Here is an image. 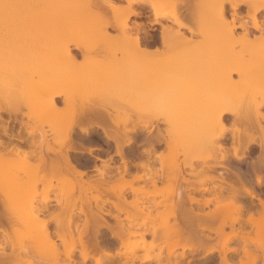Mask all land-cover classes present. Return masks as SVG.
I'll return each instance as SVG.
<instances>
[{"label":"bare ground","instance_id":"6f19581e","mask_svg":"<svg viewBox=\"0 0 264 264\" xmlns=\"http://www.w3.org/2000/svg\"><path fill=\"white\" fill-rule=\"evenodd\" d=\"M32 1L34 3L33 5H35V4L39 5L40 3L45 1L44 3H42V6H45L48 9V12H50V11L54 12V9L56 11V9L58 8L57 7L58 5L65 6L66 3L69 2V0L68 1L66 0V2H64L63 0H44V1L41 0L42 2H40V1L38 2L36 0H32ZM61 1L64 4L61 3ZM126 1L128 2V4L117 3L114 0H80V1H78V4H76L77 3L76 1H74L73 3H68V4H71V6L75 5V4L76 5L80 4V5L84 6L85 8L81 6L82 9L84 8L82 11H81V9H79L81 12L77 9L76 10H77V12H80V15L82 14L81 17L85 16V17L89 18L92 25L87 20L89 22V24L87 23L86 26H81L82 28L80 27L79 30L81 33L78 32L79 38L80 37L82 38V40H81V38H80V40H78L80 42H76L77 40L75 39L76 38L75 36H77V35L74 36L75 38L73 36L71 38L65 37L61 41H59L58 48H59V56H60L61 61H63V60L66 61L68 59H70V60L73 59L75 61V59H76L75 54L76 53L74 52V50H78L81 52V55L83 54L84 56H87L86 59L89 58L86 62L83 61L84 65L83 64L81 65V63L78 62V68L76 69V73L75 72L72 73V74H78V77H77V75L74 76V80L76 81L75 85L78 83L77 81H79V84H83V85L88 86V87L89 86L102 87V90L106 89L105 86L107 87V90H108V87H114L115 88V89L113 88L114 90L112 88H110V89H112L113 92H116L114 96L120 95V96H118V99H120V101L122 99L120 97H124V93L126 90H127L126 95H128L129 92L132 93L134 91V93L132 95L133 97H130L131 99L129 98L130 100L128 98L122 99L123 102L126 99L127 104H128V100L130 102H132V103L129 102V104H128L129 106L127 105L129 108L122 109L120 106L117 105V103L114 104L113 108L115 107L114 109L117 110V112H116L117 114H116V116H114L115 115L114 114L113 117L109 115L108 117L109 118L112 117V120L109 119V121L110 120L111 121L108 122L105 119V116L102 114L104 112L106 113V111H107L106 107L104 106L105 105V103H104L103 106L99 105V107L101 108L100 110H92V111H95V113L96 112L99 113L98 114L99 118H101L100 121L99 120L96 121V120H92V119L91 120L88 119L89 121L87 120L86 123L80 119L75 121L73 118H76V117L80 118L83 115H85L84 117L87 119L88 117L91 116L90 112H91L92 107H89L90 108V110H89V108L85 106L84 102L85 101L87 102V100L83 99V97H84L83 95H82L83 103H82L81 107L78 110H76L75 106L72 105V103H71V99L73 97V96H71V94L74 92L71 89L70 90H63L61 88L55 89L56 87H44L42 89L32 90L31 89L32 86H31V88H30V86L29 87L26 86V84H30V83L29 82L27 83L28 78H26V75L24 73L19 74L18 72H15V73H11L9 75L2 76V77H0V168H5L4 166H6V168H7L8 165H10V166L13 165L12 168L19 167V165H22V167H25L23 165H26V164L34 165L35 168H38V171L34 173V174H36V176L33 175L32 180L26 179L28 181L30 180L31 182L34 180V182H32L33 184L34 183L38 184V182H42L45 179L52 180L51 176L54 175L56 172H59L61 170H64V172H70L76 178H78V181H77V183H78L77 187L78 188L77 189H78L79 194H80L79 195L80 197L78 199H80V201H81L83 198L82 197L83 194H86L87 192H91L92 190L98 191L100 188L98 185H96L94 183L92 184L91 181H85L83 179V176L86 174V171H83L82 169H80L78 167V165H76V163L78 161L75 163L73 158H72V152L87 151L89 154L92 155L94 153V150L96 149L94 146H91V145L86 147L84 145V143H82L80 140L77 141L75 139V137H73V132H74V130H76L75 128L79 129L82 133H86V134L88 132H90L92 128L100 129L103 132L105 138L114 142L115 147H116V152H117L116 154L121 157V159L124 163L123 170H120V167H118L117 172L114 173L109 168H105V167L97 168L96 166L95 167L99 171L98 176L103 179V182H106V183H108L109 181L114 182L112 180V179H114V180H119L117 182H119L120 185H121L120 182L124 183V182L128 181V183L132 185V183H135L136 181L145 180V179H148L151 182L156 183L157 182L156 178H158L159 175H152L153 173L152 174L150 173L152 168L149 167V163H150L149 157L152 155H155V160L160 161L164 158V156H162L160 154H156L157 149L160 146H162L164 144V145H166V147L171 148V146L173 144L172 147H175L174 146L175 143L171 142L172 139H171V141L169 138H168L169 140H167V138L163 137L164 135H161L162 133L159 132L158 133L159 136H156V137L151 136L150 135L151 133H149L150 136H148L147 139L143 140V141H146L145 143L147 144V148H145L144 151H145V153L148 154L149 157L147 159H145L143 162H141L142 159H140L141 163H139L141 165V167H143V172L142 173L137 172L133 176V178L128 180L126 178V175L129 174V171H130L129 170L130 167L128 166V163H129L130 159L133 157L130 156L131 157L130 158L128 156L129 154L125 153V147H127V146L130 147L131 145L133 146V143L135 144V142L137 141V140L134 141L135 138L133 139L129 136L128 137L122 136V134H124V135H125V133L128 134V132L124 131V129H123V131H120V128H121L120 125L122 122L123 123L125 122L124 125H127L126 123L131 122L130 119H131L132 113L130 111L128 112L127 111L128 109H132L133 113L135 112L136 115L138 114L140 118H144L143 116H151V117H156V118L163 116L164 118H167L165 120L167 122H170V123L174 122V124H178L179 122H181V123L184 122V123L189 124L188 119H191V118L193 119L195 116L198 117V115H195V113H192L196 110V108L200 107V108L206 109V108L212 107L211 112H209L206 115H203V118H204L203 123L220 125V126L224 127L223 130H221L219 133L215 134L213 137L214 141H219V140L225 138V135L227 132V128H225L226 124H225L223 118L226 115H233L235 113H236V115L239 114L235 110V105H233L234 107L228 108L227 104H230L231 102H234V104L236 102L246 103V101H247L248 104H245L246 105L245 106L246 107L245 113L243 115H238L240 117L238 118V116H237L238 119L233 121V124H232V125H234L233 131L235 130L236 131L235 133L240 135L242 132H244L247 129H251V130L256 129L257 130V128H259L262 131L264 130L263 129L264 126L262 125L263 126V128H262L260 121H259V118L261 117V115H260L261 111L260 110H262L261 108L264 107V20L263 21L260 20V17H259L262 12L264 13V0H200L199 1L201 4L200 9H198L196 11L197 13L194 12L195 14H191V15H195L196 16L195 18L197 21L200 20L203 22V24L205 23V25H202V27H198L197 31L199 33H201L203 36L209 37V39H210L209 41L200 42V43H191L190 41L188 42V39H187L186 35L184 34V32L179 33L180 31H178L179 28H186L190 32L195 31V29H193L192 26H188L189 24L186 23L185 19H183L182 15L179 14V12H177V10L174 7L176 3H178V2L180 3L182 0H180V1H178V0H126ZM30 2L31 1L29 0V4L31 5L32 2L31 3ZM183 2H181V3L185 4V2H187V1L183 0ZM196 2H197V0L195 1V3ZM132 3H139V4L149 6L152 9V13L154 16L153 20L151 19V21H150L151 23L150 22L149 23L150 24H156V23L159 24L160 23L161 28H162V30H161L162 37L165 39L167 37H169V39L172 37L171 38L172 42L165 40L167 42V46H168L167 48L169 49L168 52L170 54L172 53V55H170L168 53V55H170L169 59L167 58L164 60H160V59H154V57H152V59H148L147 61H145L142 64L135 63L138 60V58H136L137 54H140V56H149V55L151 56V54L153 52L151 51V49H149V46L146 47V46L141 45V43H140V34L143 30L145 31V29L141 28L140 25H136L135 27L130 25V22H129L130 17L136 16V15H141V12L139 10H137L136 8L131 6ZM227 3L230 4V8L233 9V11H234L233 17H232L233 22L231 21L233 25L232 26L222 25V26H225V28L224 27L222 28L220 26V24L218 25L216 23L215 25L212 26L211 25L212 23L226 22L227 21V19H228L227 18L228 17L227 12H226ZM26 4H27L26 0H0V16H2V15H3V17L7 16L8 18H11L12 21H16L19 24L25 25V23H26ZM44 4H46V5H44ZM61 4H63V5H61ZM191 5H192V3H191ZM242 5H246L248 7L249 12H247V13L250 15L249 18H251V21H252L251 22L252 28H255L261 32V36H258V37L256 36L257 38H255L253 40L249 39V37H248L249 33L251 32L248 28V25L244 24V22L242 21V13L240 12V8ZM55 6H56V8H55ZM194 6H195V4H194ZM100 7H103V8L105 7L106 10H105V8L101 9ZM188 7H189V5H188ZM95 8H97V9H95ZM76 10H75V12H76ZM107 10L110 11V15H112V16L108 15ZM77 14L75 15L76 17H77ZM78 17H79V15H78ZM192 17L194 19V16H192ZM162 18L170 19L173 22V24L176 25L177 28L174 25H171L169 23H162L161 21H159V19H162ZM1 21L2 20L0 19V22ZM110 28L115 29L116 33L115 34L111 33ZM237 28H242L244 30V32L241 36L235 37L234 32H235V29H237ZM176 29H177V31H176ZM173 37H177V38H173ZM91 38H92V40H89ZM213 38H216L217 42H214ZM223 38H228L227 40L233 39L234 41L230 40L229 42L227 41V43H224L226 39L223 41ZM124 39H127V41H125ZM236 39L237 40L240 39L243 42L245 41L243 44L248 43L245 45L246 46L245 48L248 49L250 47L249 48L250 52H249V50H246V51L241 50V53H240V50L236 51V49H234V47H233L234 46L233 44L236 43ZM165 41H164V43H165ZM211 42L214 45L216 44V48H215L216 50L213 51L210 49L212 52L209 50V46H211ZM6 48L14 49L15 43L10 42V43L0 44V51L3 49H6ZM187 49L192 50V52H189V56H188L187 52L186 53L184 52V54H185L184 56H183V53L179 54L182 58H185V59H181L182 61L179 59L180 56L178 54L175 55L176 53L173 52V51H177V50H178V52L179 51L181 52V51L187 50ZM118 52L122 53V57L119 58L117 56L118 58L114 59V57H116ZM245 52H246V54H250V56L248 58L245 57L246 55H242L243 53L245 54ZM173 53H174V55H173ZM98 54L103 55L105 58H102V59L95 58V59L90 60V58L93 55H98ZM138 57H139V55H138ZM177 57H179V58H177ZM211 58H213L212 59V61H214L213 64H211V60H210ZM76 66H77V61H76ZM182 66H183V68H182ZM78 69L81 71L80 73L78 72ZM141 69L148 70V74L143 75L144 73H141ZM184 69H186V70H184ZM216 69H218L217 72H215ZM234 72H237L239 79H237V80L234 79V77H233ZM179 74H180V77L178 76ZM65 76L70 77L69 74L63 75L64 78H65ZM60 77H61V79L63 78L62 76H60ZM76 77L78 78V80L75 79ZM67 79L66 80L63 79L64 81H67V83L64 82L63 80H61L63 85H64V83H66V85L67 84L69 85ZM42 82L44 83L43 78H42ZM72 85L73 84L70 83V86H72ZM240 85L249 86L251 88L248 99L240 96L241 92H243V90H240V88H239ZM79 86H81V85H79ZM103 87H104V89H103ZM29 88L31 89V91ZM121 88H123L124 90H122ZM125 88H127V89H125ZM128 88L130 89V91L128 90ZM26 89H28L30 92L28 93ZM86 90H87V88H86ZM97 90H95L96 93H97ZM120 90H121V92H119ZM140 90L141 91L144 90V92H146V93L148 91H150L147 94L144 93L146 95H144L142 97L144 99L143 101L137 100L138 99L137 95H134V94H137V92H139ZM236 90H237V92H236ZM90 92H92V91H90ZM103 92L104 91H101L102 95H104ZM151 92H152V94H149ZM120 93L122 94V96ZM232 93H234V95H231ZM28 94H30V95H28ZM106 94H108V91H106ZM130 94H129V96H130ZM62 95L66 97V100L68 102L67 105L69 107L65 106V109L63 108V109L58 110V111L56 110L57 112H55V113L52 112L53 114H47V115L44 114L45 116L43 118H41L39 116L42 119V121H38V120L37 121L40 122L41 125L42 124H50L53 127H55V125H59V123L61 121H63V119H65V118L66 119L72 118L71 121L72 122L74 121V122L71 123L70 125L65 123L67 126L66 125L64 126L63 122H62L63 126H58L59 128L56 126L57 127L56 128L57 134L56 133L55 134H56V137L58 139L56 140V138H55L53 140V141H55L54 144L52 143L53 145H51L49 143L50 141L48 142V140H47L45 143L47 144V142H48L49 144H47L46 148L44 147L45 150H43L42 147L45 146V144L43 145L40 143V145H42V146H40L38 144L39 142L37 143V141L35 139L36 130L34 131V130L30 129L29 122H26V120L24 119L26 117V115L29 117L35 116V114L33 115L32 113L25 111V109L27 108L26 106L29 105L27 102L28 101H29V103L32 102V103H30L31 106H28V107H30V109H29L30 111H34L33 110L34 106L39 107L41 105L45 106V107H43L44 110L49 111L50 108L56 107V101H55L56 97H60ZM96 95L98 96L99 92ZM186 96L188 98L192 99L193 106H195L192 108L193 110H191L189 113H186L183 115L179 114L177 116H174L172 114H165L164 110H162V108H163L162 104L167 105L165 103L170 102L169 104L172 105L173 103L175 104V102L178 103L180 101H183L184 97H186ZM134 97H136L137 99L136 98L134 99ZM99 98H100V96H99ZM116 98H115V100H116ZM132 99H134L135 102L137 100L140 103L139 102L134 103ZM145 99L149 100V102L148 103L145 102ZM88 100H89V98H88ZM34 101H35V103H34ZM120 101L118 103H120ZM126 101H125V104H126ZM152 101H153V103H151ZM88 102H90V101H88ZM32 104H33V106H32ZM120 104L122 105V103H120ZM251 104H252V106H251ZM89 106H90V104H89ZM92 106H93V102H92ZM240 106H242V105H240ZM99 107H98V109H99ZM124 107H126V106H124ZM109 112H111V111H109ZM5 114H8L9 117L6 118ZM86 114H89V115L87 116ZM136 115H135V117H137ZM36 116H37V114H36ZM119 118H124V119L121 122L120 121L121 119H119ZM168 119H170V120L168 121ZM185 119H187V120H185ZM11 122H14V123L16 122L19 124V126L18 127H16V125L10 126ZM139 123H143L144 126L148 124L147 121H142ZM26 124L28 127L27 130L29 132V136L27 138L28 141H26ZM149 124H150V122H149ZM195 124L196 123H193L192 121H190V126L185 132V134L188 133L191 135V136L186 135V137L188 136L189 139L191 137L190 140L187 138V140L190 143L194 142L196 140L199 141L200 138H201V140L208 138V135H206V134H208L207 129H204L205 131L204 130L200 131V132L197 131V134L199 133L198 134L199 137L196 136L197 134H195V133L197 130V126ZM238 125L240 128H243V129L241 130L238 127ZM240 125H242L243 127H241ZM126 128H128L131 131L132 130L133 131L138 130V127L135 125L133 127L131 126V129L129 127H126ZM239 132H240V134H239ZM235 133H233V139H234L233 142H234V149H235L234 155H235L237 160L243 159L244 154L246 153L247 150H249V148L252 144L258 145L261 148V150L264 151V136H263L262 132H261V135L263 137L261 138L260 141H258L255 138L243 140L242 139V138H244L243 134H242L243 137H241V135L237 136V134H235ZM2 135L3 136H15L17 140L11 139V143L9 142L8 144H6V142L3 140ZM45 135H47V134H45ZM203 136H204V138H203ZM205 136L207 138H205ZM11 138H14V137H11ZM44 139H46V136ZM43 141L44 140L42 139V143H43ZM27 144H29L30 146H33V147L35 146V147L31 151L26 150ZM67 144H69V146H67ZM27 147L29 148V146H27ZM2 148H3V150H2ZM218 148L220 149V151L221 150L223 151L221 153V155H222L221 159L227 160V158H229L228 157L229 153H228V151H226V146L223 145V143H219ZM239 149L240 150L242 149V151H241V152H243L242 154H239L240 153ZM159 153L162 154L161 151ZM262 153H264V152H261V155H262ZM134 154H136V153H134ZM12 155H15V156H12ZM34 156L37 157V160H38L36 163L32 162V157H34ZM210 157L211 156H209V155H207V156H195L193 158H190L187 163H188V166H190V168L192 170H195V166H196L195 161H203V162L207 163L208 159H210ZM109 158L113 159L112 157H109ZM259 162H258V165L254 164V163H253L254 165L252 164V167H253L254 171H256V172L258 169H261L264 167V166L262 167V165H264V164L261 165V163H260V165H261L260 166ZM79 165H81V163ZM166 166H167V164L165 163L163 167H166ZM221 166H224V165L222 164V165H220V167ZM213 167H214V165L206 164L204 167V170H205V172L208 173V170H210V169L213 170ZM20 169H21V167H20ZM161 169H162V167H161ZM168 169H169V166H168ZM168 169H167V172H168ZM156 170L159 171L160 169L156 168ZM39 171L41 172V174L38 176L37 174H39ZM165 171H166L165 169L162 171L163 172L162 177H163V175H165V176L167 175L166 173H164ZM238 171H240V170H238ZM171 172L172 171L170 169V173ZM175 172H176V174H179V175L182 174L181 168H178ZM8 173H9V178L10 177L13 178V176H11L10 172H8ZM8 173L4 172V169H1V173H0L1 179H2V177H4V174H5V176L7 175L6 177L8 178ZM207 173H206L204 180H202V182H200L199 185L196 186V185L192 184V185H190L191 188H195V190L200 192L201 195H204V193L207 192V190H208V188L206 186H204V183L207 182L208 180L219 179L220 182L228 183V186H229V187L227 186L228 190L229 191L231 190L233 193V198L231 197V201L229 203H231V205H233L234 208H236L235 210H237L240 214L238 217L236 216L235 218H233L234 219V220H232L233 225L235 222L239 221V218L243 217L242 212H243L244 208H246V207H244L245 206L244 204H243L244 205L243 206L242 204L237 202L238 198H239L238 196L242 195L243 194L242 190H244L249 195H251L253 198H256V200H258L259 204L262 206V211H260L261 213L257 212V213L261 214V215L258 214V216H257V217H259V219L253 214V212H251L249 218H247V220L245 219L246 223L250 222L249 224L250 225L253 224L256 227V229L259 227V229H257V230L262 229L261 228L262 224H260L262 221L258 222V223H257V221L262 220L261 219L262 217L264 218V199L260 197L261 195L258 196L251 189L253 187H248L251 184L248 185V183L245 184L242 180L240 181L239 178L242 175L240 176V174L236 170H234L228 166H227V171L224 173L221 172L222 174H220L218 176H215V175H212L209 173L207 174ZM257 173H255L256 177H257V181L259 183H261L262 177L259 176V174H257ZM14 174H16V173H14ZM61 174H63V172H61ZM189 174L194 175V172L192 171ZM160 176H161V174H160ZM233 176H236V178L240 176L237 179L238 184L240 186L235 184L237 182V180L235 178H233L234 180H232ZM14 177H15V175H14ZM31 177H32V175H31ZM34 177H36L38 179H36ZM7 178H4V179H7ZM15 179H17V178H15ZM241 179H243V178H241ZM17 180H19V179H17ZM235 180H236V182H235ZM6 182H8V180H6ZM129 184H127V185H129ZM0 185H1V181H0ZM116 185H118V184H116ZM116 185H111V186L108 185L106 187V190H107V193L109 196L106 198V201L109 202L111 205V207H110V209H108V211L104 212L103 206L98 204L99 200L101 199V197L98 194L93 195V200H95L96 204H97V205H95L96 209L91 208L92 205H90V208L88 210L89 212L84 210L83 206H81L79 208V210H78L79 212L89 216V218H87L84 222V227H86V228H89V226L92 227V236H90V240H88L89 242L84 241V239H83L84 233L79 232L78 245L76 246L75 244L72 243L73 244L72 249L71 250L68 249V252H66L67 254L65 253L68 258L71 259L72 258L71 254L73 253V250L76 249L77 247H80L81 248L80 257L82 258V262L85 263L88 259L92 258L95 260L96 264H101L102 255L97 256L94 253H92L91 247H92V245H94V246L98 245V237H99L98 235H99L102 228H107L111 232L112 236L118 238L120 240L122 246L123 247L125 246V245H123V244H125V242L122 240V237H123V239L125 238V233H121L122 231H119V230L122 229L124 231L126 223H124L125 219L121 218L120 214L122 212L128 213L129 211L127 210V208L130 209L132 204L133 205L136 204L135 202L137 200L135 198L134 200L128 201V199H127L128 194L126 192L127 190L124 189L125 185L123 184V186H124L123 188H121V187L119 188ZM50 186H52V185H50ZM215 187L212 189L214 192L212 190H210V188H209V190L211 191L212 197H207V198L201 199V198H198L196 196H191V198H190L191 204L196 202V203L201 205L198 208L199 210H200V207L202 208L203 206L204 207L209 206L211 203L214 202V199L217 200L218 205L212 211L201 212L202 210L204 211V209H202L199 212V210L198 211L195 210L196 209L195 207L183 206V204H180V207H179L180 216L175 217L176 220H175L174 226L178 232L187 229V232L189 231L188 232L189 234H188V236L187 235L186 236H187V238L189 237L191 239L190 241L192 242V244H194V245H192V244L184 245L182 247L183 251H185L186 249L192 250V248H194V246L196 247L197 245H199V247H202L203 243H205L206 241H208L212 238L211 235H207V234L204 235L203 233H199V236H197L198 241L196 239H194L198 242V244H197L196 242L192 241L191 236L194 235V232H193L194 227H192L193 226L192 221L198 222L197 228L200 232H203L207 228L210 227V225H208L209 224L208 222L215 220L218 213H220L219 207L221 205L226 204V203L222 202L223 200L221 198V196L224 195V193H223L224 191H221V190L216 191ZM227 187H223V188H227ZM1 188L3 190L4 186H1ZM1 188H0V203H1V206L3 205L2 206L3 211L6 214L12 213V215H13V214H15L14 212H16V211L11 212L12 207L10 206V204L11 203L13 204L14 202H12V201H14V200H12V201L7 200V202H8L7 204H6V202L3 203V201L6 200V199H4L5 196H3V193L6 192V189L4 188V191L2 193ZM136 188L138 189V187H135V189H134V186L132 185L130 188V192L133 191L135 193V191H136V193H137V191L140 190V188L138 190ZM48 190H50V189L48 188ZM48 190L46 189V192ZM209 190H208V192H209ZM223 190H226V189H223ZM228 190H226V191H228ZM8 194L9 193L6 194V197L10 198L11 194L9 196H7ZM45 194H47V193H45ZM248 194H246V195H248ZM43 198H44L43 201L45 203H48L51 199H53L47 195L44 196ZM220 198H221V200H220ZM1 199H2V202H1ZM55 200H57V199L55 198ZM57 201L59 203L61 202V200H57ZM201 201H203V202H201ZM9 202H11V203H9ZM31 205L32 206L30 208L27 207V212H29L28 209L31 210L32 214L30 212L28 214H30L32 216H33V212H34V216H37L41 213L43 214V212L49 208L48 204L47 205L45 204V206H39V205L34 206L33 204H31ZM129 205H130V207H129ZM193 208H195V209H193ZM114 211H116V212L114 213ZM102 213H105L106 215L110 216L112 219L114 218L116 223L115 224L110 223L107 219H105L103 217ZM220 215L222 216V214H220ZM56 216H59V215L58 214L56 215L55 212L52 213V219H55L56 221L59 219V221H57V223L59 222V225H61L62 221H60V220L62 219V217L59 218ZM65 216H67V215H65ZM260 216H262V217H260ZM131 217H132V215H131ZM31 218H33V217H30V219ZM126 218L129 219L130 215L126 216ZM132 218H130L129 220L132 221ZM15 219H16V217H15ZM23 220H25V219H23ZM33 220L34 219H32L31 221H33ZM70 220H71V215L68 217V221H70ZM26 221H29V219H27ZM41 221H42V224L44 225V227L42 226V228H41L42 233L44 234L43 236H41V239H42V237H44V240L46 242L50 243L51 247H53L54 245L56 246V238L54 239L55 236L47 228L49 219L43 218ZM9 222L13 223V221L11 220V216L9 217ZM17 222H18V224H21V223H24L25 221L22 222V219H18ZM19 222H21V223H19ZM29 222H28V224H30ZM223 222L225 224L227 222V220H224ZM232 222L230 221V223H231V224L229 223L230 226H233ZM226 224L228 225V222ZM226 224H225V226H226ZM221 226L224 227L223 223L220 225V227ZM240 226H243V228H246L245 225H240ZM190 227L193 228V229H190L193 231L188 230ZM223 227H221V228H223ZM25 228L27 230L26 232L32 230L31 225H27V222L25 224ZM197 228L195 227L196 230H197ZM241 228L242 227H240L239 231H236V232L234 231L232 234L226 235V237L224 236L225 238H223V240H222L223 241L222 245L224 248H223V252L221 253V256H220L221 260H220L219 264H236V262L228 259L227 253L229 251H233L235 253H239L240 251H242V252H244L245 255H247L248 260H244L241 257V259L239 260L240 264H246L248 262H250L251 264L252 263L254 264V262L258 261L260 256L258 253H256L257 251L253 250V252H252L251 249L249 250V248L246 247V245L249 246L250 245L249 243L251 242L252 244L253 243L255 245L257 244L260 246V248L264 249V247H262V242H264V241L262 239H259L258 238L259 236L257 237V235H256V237L258 239H256L255 237L248 236V234H246L245 232H240ZM43 229L45 230V233H44ZM198 230H197V232H198ZM191 232H193V233H191ZM5 233L7 234L6 231H5ZM195 233H196V231H195ZM262 234H263V231H262ZM195 235H198V234H195ZM7 236H8V234H7ZM56 236H57L58 240H61V242L68 244V241L66 242L67 239L63 233L57 231ZM260 237H262V235ZM233 238L241 239L240 241L243 242V244H245V245L243 246L241 244V245H239V247H233V248L226 247L227 246L226 244L230 240H232ZM195 243H196V245H195ZM50 244H48V245H50ZM257 245H256V247L259 248V246H257ZM55 246L53 248H55ZM69 247H70V245H69ZM257 248H255V249H257ZM214 251H215V248L204 249V252L203 251L200 252V256H202V257L207 256L208 254H211ZM104 252H105V255L111 260V262H113L116 259L120 260L121 258H123L122 253H120V252L112 253L108 250H105ZM123 253H124V251H123ZM13 254H11V256H10V253H6V252H4V250L2 251V249H1L0 250V264H5L6 262L11 261L12 258L16 259L17 263H18V261L22 260L20 255L18 256V253H15L16 254L15 257H12ZM54 255L57 256L59 254L54 253ZM183 255H185V254L183 253L181 257H183ZM129 256L130 255H128L127 259H129ZM18 257L20 258L19 260H18ZM126 257L127 256H125V258ZM181 257L176 255V257L173 260L168 258L169 261L166 262V264H180V262L182 260ZM194 257H195V255H194ZM127 259H124V261H122L120 264H129L130 261ZM13 260H12V262H13ZM146 260H149V258H144L142 260V262L146 261ZM18 264H34V262H32L31 260H27V262H25V263H18ZM132 264H134V263H132Z\"/></svg>","mask_w":264,"mask_h":264},{"label":"rangeland","instance_id":"374dc122","mask_svg":"<svg viewBox=\"0 0 264 264\" xmlns=\"http://www.w3.org/2000/svg\"><path fill=\"white\" fill-rule=\"evenodd\" d=\"M30 1L32 2L31 5L29 4V0H26L27 4H26V23H25V25L19 24L16 21H12L11 18H8L7 16L6 17L4 16L5 18L3 17V15L0 16V19L2 20L0 22V44L10 43V42L15 43L14 49L6 48V49H3L0 51V77L5 76V75H9V74L15 73V72H18L19 74L24 73L26 75V78H28L27 83L28 82L30 83V84H26V86H28V87L30 86V88L32 86V88H31L32 90H38V89H42L44 87H56L55 89L61 88L63 90H70V89L73 90L74 94L73 93L71 94V96H73L71 99V103H72V105L75 106L76 110H78L81 107V105L83 103V101H82L83 99L87 100V102L90 101L88 103L86 101L84 102L86 107H88V108L92 107L91 112H90V114H91L90 117H88L86 119L84 117L85 115H83L80 118H77V117L73 118L75 121L79 120V119L84 121L85 123L88 119L100 121L101 118H99V115H98L99 113H97V112L95 113V111H92V110H100L101 108L99 107V105L103 106L104 103H105L104 106L106 107L108 112L106 111V113L104 112L102 114L105 116V119L108 122H110L112 120V117L114 114H115L114 116H116V114H117L116 113L117 110L114 109L115 107L113 108L114 104L117 103V105L120 106L122 109L129 108L128 107L129 106L128 104L130 102L129 100L131 99L130 97H133L132 95H133L134 91L132 93L129 92L128 95H126V93H127V90H126L124 93V97H120L122 99H124V98L129 99L130 98L128 100V104H127V101L125 99V101H126V104H125V101L123 102L122 99H121V101H120V99H118V96H120V95L114 96L116 93V92H113V90L115 89L114 87H108V90H107V87L105 86L106 89H104V87H103L104 90H102V87H95V86L94 87L93 86L88 87V86H85L83 84H79V81H77L78 83L75 85L76 81L74 80V76L77 75V77H78V74H72V73H74V72L76 73V69L78 68V62H80L82 65L83 61L86 62L89 59V58L86 59L87 56H84L83 54L81 55L80 51L74 50V52L76 53L75 54V57H76L75 61L73 59H71V60L68 59L66 61L60 60L59 48H58L59 41H61L65 37L71 38L72 36L74 37L75 35H77V36H75L76 38L74 37L77 40V41L76 40L75 41L80 42V41H78L81 38V37L79 38V36H78L79 35L78 32H80V30H79L80 27L86 26V24L87 23L89 24V22L91 24V21L89 20V18H87L85 16L81 17L82 14L80 15V12L85 8L84 6H82L80 4H79L80 6L76 5V4H78V1H80V0H72V1L69 0L68 3H73L74 1L77 2V3L75 2L76 4L72 5V6H71V4H68V3H66L65 6H60V5L57 6L56 5L58 7L56 9L57 12L55 11L54 8H53L54 12H52L50 10H49L50 12H48V9L45 6H42V3L45 2L44 0H42L44 2H42L41 0H36L38 2L39 1L42 2V3H40L41 5L40 4L39 5H36V4L33 5L34 4L33 1L32 0H30ZM63 1L66 2V0H63ZM114 1L117 3L128 4V2L126 0H114ZM178 1H180V0H178ZM186 1L187 2H185V4H183L184 3L183 0L181 1L183 3L178 2L175 4L174 7L177 10V12H179V14L182 15V17H183V19H185L186 23L189 24L188 26H192L193 29H195V31L190 32L186 28H179L180 29V30L178 29V31H180L179 33L184 32V34L186 35V37L188 39V42L190 41L191 43H200V42L209 41L210 40L209 37L203 36L201 33H199L197 31L198 27H202V25H205V23L203 24V22L200 20H198L199 21L198 22L195 18L196 16L191 15V14L197 13L196 11L198 9H200V7H201V4L199 2L200 0H197L196 3H195L196 0H186ZM61 3H63V2L61 1ZM191 3H192V5H191ZM63 4H61V5H63ZM187 4L189 5V7ZM194 4H195V6H194ZM44 5H46V4H44ZM56 6H55V8H56ZM81 6L84 8L82 9ZM131 6H133L136 9L142 8L143 10L146 8H150L149 6L139 4V3H132ZM100 8L102 9L103 7H100ZM76 9L77 10L81 9V11L79 10L80 12H77ZM95 9H97V8H95ZM75 10H76V12H75ZM105 10H106V8H105ZM107 11H108V15L112 16V15H110V11L109 10H107ZM226 12H227V16H228L227 17L228 22L227 21L226 22H215V23H212L211 25L213 26L217 23L218 25L220 24V26L222 28L223 27L225 28V26H227V25L232 26L233 25L232 24V22H233L232 17H233L234 11H233V9L230 8L229 3H227V5H226ZM240 12L242 13V21L244 22V24L248 25V28L251 31V32L249 31L250 32L248 35L249 39L253 40V39L257 38L258 36H261V32L259 30L252 28V23H251L252 21H251V18H249L250 15L247 13V12H249L248 7L246 5H242L240 8ZM76 14H77V17L75 16ZM150 14H151V16H150L149 20L151 21V19L153 20V17H154L151 8H150ZM78 15H79V17H78ZM192 16H194V19L196 21L193 19ZM259 17H260V20L263 21L264 20V13L262 12ZM132 18H134V17L133 16L130 17L129 22H131ZM159 21L164 22V23L168 22L171 25H174L176 27V25L173 24V22L168 18H162V19H159ZM222 25H225V26H222ZM154 27H155V24H146V25L143 24L141 28H144L145 31L143 30L141 32L140 38H141V36H151V33L153 32L152 29ZM110 31H111V33H114V34L116 33L115 29L110 28ZM176 31H177V29H176ZM243 32H244V30L242 28H237V29H235L234 36L235 37L241 36L243 34ZM171 38L169 39V37H167L166 39L165 38H163V39H164V41L167 40V41L172 42ZM173 38H177V37H173ZM228 38H223V41L226 39L224 43H227V41L229 42L230 40L234 41L233 39L227 40ZM213 39H214L213 40L214 42H217L216 38H213ZM81 40H82V38H81ZM89 40H92V38ZM124 40L127 41V39H124ZM239 40L236 39V43L233 44L234 49H236V51L240 50V53H241V50H243V51L249 50L250 47L248 49L245 48L246 47L245 45L248 43L243 44L245 41L243 42L242 40H240V41ZM140 43H141V41H140ZM141 45L146 46V47L149 46V45L144 44V43H141ZM167 47H168L167 42L165 41V43L163 42V44L161 46H159V48L156 50V52L152 53L153 55L151 54V56L150 55L149 56H140V54H137L136 58H138V60L135 63L142 64L145 61H147L148 59H152V57H154V59H160V60H164L167 58L169 59L170 55H172V53L170 54L168 52L169 49ZM215 48H216V44L214 45L211 42V46H209V50L211 49L214 51V50H216ZM173 52L176 53L175 55H177V54L179 55V54L183 53V56L185 55L184 52L185 53L187 52L188 56H189V52H192V50L187 49V50H183L181 52L180 51L178 52V50H177V51H173ZM249 52H250V50H249ZM168 53L170 55H168ZM138 55H139V57H138ZM173 55H174V53H173ZM242 55H246L245 56L246 58H248L250 56V54H246V52H245V54L243 53ZM117 56L119 58L122 57V53L118 52V54L116 55V57H114V59L118 58ZM95 58L102 59L105 57L101 54H98V55H93L90 58V60L95 59ZM177 58H179V57H177ZM179 59L181 60V59H185V58H182L180 56ZM212 59L213 58L210 59L211 64L214 63V61H212ZM76 61H77V66H76ZM183 66H182V68H183ZM184 70H186V69H184ZM217 71H218V69L215 70V72H217ZM78 72L80 73L81 71L78 69ZM141 73H144L143 75L148 74V70L141 69ZM68 74L70 77H68V76H65V78L63 77V75H68ZM60 76H62L63 78L61 79ZM178 76L180 77V74ZM77 77L75 79L78 80ZM233 77L236 80L239 79L237 72L233 73ZM42 78L44 80V83L42 82ZM63 79L64 80L67 79L69 85L68 84L66 85L67 81H64ZM61 80H63L66 83H64V85H63ZM70 83H72L73 85L70 86ZM78 84L81 86H79ZM86 88H87V90H86ZM96 88L97 89L99 88V89L97 90ZM110 88H112V89L114 88V89L112 90ZM239 88H240V90H243V92H241L240 96L248 99L251 88L249 86H242V85H240ZM31 89H30V91H31ZM121 89L124 90L123 88H121ZM125 89H127V88H125ZM26 90L28 93L30 92L28 89H26ZM95 90H97V93ZM105 90L108 91V94H106ZM128 90L130 91L129 88H128ZM90 91H92L93 93ZM101 91H104L103 92L104 95H102ZM142 91L140 90L139 91L140 93L137 92V94H134V95H137V97H138V99L136 97H134V99L136 98L137 100L143 101L144 99L142 97L144 95H146L148 92H150V91H148L146 93V92H144V90H142ZM98 92H99V95L97 96L96 94H98ZM119 92H121V90ZM236 92H237V90H236ZM144 93H146V94H144ZM129 94H130V96H129ZM149 94H152V92ZM28 95H30V94H28ZM82 95L84 96L83 99H82ZM231 95H234V93H232ZM99 96H100V98H99ZM121 96H122V94H121ZM59 98H61L63 100L62 104L58 102ZM88 98H89V100H88ZM115 98H116V100H115ZM134 99H132L134 103L139 102L137 100L135 102ZM55 101H56V107L50 108L49 111L44 110L43 107H45V106H42V105L39 107L34 106L35 107V108L33 107L34 111H30L29 110L30 107H28V106H31L30 103H32V102L29 103V101L27 102L29 105H27L26 106L27 108L25 109L26 112H30L33 115L35 114V116H32V117H29L26 115V117L24 119L26 120V122H29L30 129H32L34 131L36 130L35 139H36L37 143L39 142L38 143L39 145H40V143L43 145L45 144V146L42 147L43 150H45L47 144L50 143L51 145H53L55 142L53 140L55 138H56V140L58 139L56 137V134H57L56 128L58 126H63V125L65 126L66 125L65 123L70 125L71 123L74 122V121L73 122L71 121L72 118L71 119L65 118V119H63V121H61L59 123V125H55V127L51 126L50 124H42L41 125L40 122H38V121H42L41 118H43L45 116L44 114H46V115L47 114H53L52 112L55 113L58 110H61L63 108L65 109V106L69 107L67 105L68 102L66 100V97L63 95L60 97H56ZM119 101H120V103H122V105L120 103H118ZM92 102H93V106H92ZM145 102L148 103L149 100L145 99ZM34 103H35V101H34ZM130 103H132V102H130ZM151 103H153V101ZM169 103H165V104L168 105ZM33 104H32V106H33ZM89 104H90V106H89ZM245 104H248L247 101H246V103L236 102L234 104V102H231L230 104H227L228 108L234 107L233 105H235V110L239 114L236 115V113H235L233 115H226L223 118L224 122L226 124L225 128H227V132H226L225 138H223L219 141H214L213 137L215 134H217L221 130H223L224 127H222L220 125L203 123L204 122L203 115H206L209 112H211L212 107L206 108V109H203L200 107L196 108V110L192 113H195V115H198V117L195 116L193 119L192 118L188 119L189 124L184 123V122L183 123L179 122L180 124L179 123L174 124V122L170 123V122H167L165 120L167 118H164L163 116L162 117L160 116L161 118L160 117L156 118V117H151V116H143L144 118H140L138 114L136 115L135 112H134L135 114L133 113L132 109H128L127 111L128 112L130 111L132 113L131 119H130L131 122L126 123L127 125H124L125 122L124 123L122 122L124 118H119V119H121L120 121L123 123V124L121 123V125H120L121 128L119 127L120 131H123V129H124V131L128 132V134L125 133V135L122 134V136H126V137L129 136L133 139L135 138L134 141L137 140L135 142V144L133 143V146L131 145L132 147L130 146L131 148L129 146L125 147V153L126 154L128 153L129 157L130 156L133 157V158L130 157L132 160H130L128 163V166L130 167L129 168V170H130L129 174L126 175V178L128 180L133 178V176L137 172L138 173L143 172V167H141V165L139 163L143 162L145 159H147L149 157L148 154L145 153V151H144V149L147 148V144L145 143L146 141H143V140L147 139L148 136L151 135L153 137H156V136H159L158 133L160 132V133H162L161 135H164L163 137L167 138V140L170 139V141H171V139H172L171 142L175 143L174 144L175 147H172L173 146V144H172V146H171L172 149L169 147H166V145H164V144L157 149L156 154H160V155L164 156V158L162 160H160V161L155 160V155H152L149 157L150 158L149 159V161H150L149 167L152 168L150 173L151 174L153 173L152 175H159V176H158V178H156L157 179L156 183H153L148 179L139 180V181H136L135 183H132V185L134 186V189H135V187H138V189L140 188V190H138L136 188L138 190L137 193H136V191H135V193L133 191L130 192V188L132 185L129 184L128 181L124 182V183L120 182L121 183V185H120L119 182H117L119 180L112 179L114 182L109 181L108 183H106V182H103V179L98 176L99 171L97 170V168H100V167L109 168L112 172L116 173L118 170V167H120V170H123L124 163H123L121 157L116 154L117 152H116V147H115L114 142L105 138L103 132L97 128H92L91 131L88 132L87 134L82 133L77 128H75L76 130H74V132H73V137H75V139L77 141L80 140L82 143H84V145L86 147L91 145V146H94L96 148L92 155L89 154L87 151L72 152V158H73L74 162L76 163L78 161L76 163V165H78V167L80 169H82L83 171H86V174L83 176V179L85 181H91L92 184L94 183V184L98 185L100 188L98 191L92 190L91 192H87L86 194H83V196H82L83 198L81 201H80V199H78L80 197L79 191L77 189L78 188L77 187L78 178H76L70 172H64V170H61L59 172H56L54 174L55 176L50 175L52 177L51 178L52 180L45 179L42 182H38V184H36V183L33 184L32 182H34V180L32 182L30 180H32L33 175L36 176V174H34V173L38 171V168H35L34 165H30V164L23 165L25 167H22V165H19V167H16V168L15 167L12 168L13 165L12 166L8 165L7 168H6V166H4L6 169L0 168V173H1V169H4V172H6V173L10 172L11 176H13V178L12 177L9 178V173H8V178L6 177L7 175L5 176V174H4V177H2V179H1V174H0V179H1L0 180L1 181L0 188H1V186H4V188L6 189V192L3 193L4 188H3V190L1 188L3 196H5L4 199H6L5 201H3V203L6 202V204H7L8 203L7 200L8 201L14 200V201H12V202H14L13 204L11 202H9V203H11L10 206L12 207L11 212L16 211V212H14L15 214H13L14 216L12 215V213H10L11 215L6 214L3 211V207H2L3 205L1 206V203H0V250L2 249V251L4 250V252L10 253V256H11V254L14 253L12 257H15V255H16L15 253H18V256L20 255V257L22 259L21 261H18V263H25V262H27V260H31L32 262H34V264H54V263L55 264H57V263L58 264H96L95 260L92 258L88 259L85 263L82 262V258L80 257V250H81L80 247H77L76 249L73 250V253L71 254V256H72L71 259L67 257L66 252H68V249H70V250L72 249L73 244H75L76 246L78 245L79 232L84 233V235H83L84 241L90 240V236H92V227L91 226H89V228L84 227V222L87 218H89V216L79 212L78 211L79 208L81 206H83L84 210L88 211L90 208V205H92L91 208L96 209L95 205H97V204H96V201L93 200V195L98 194L101 197L98 204L103 206L104 212L108 211V209H110L111 205L109 202L106 201V198L109 197L107 190H106V187L108 185L111 186V185H116V184H118L116 186L119 188L120 187L123 188L124 187L123 184L125 185L124 189L127 190L126 192L128 194V197H127L128 201L134 200L135 198L137 201L136 202L134 201L136 204L133 202L135 205H133L132 203H131L132 204L131 207L129 205L130 209L127 208V210L129 211L128 213L122 212L120 214L121 218L125 219L124 223H126L125 225L127 226V227L125 226L124 231L122 229L119 230V231H122L121 233H125V238H124L125 240L122 237V240L125 242V244H123V245H125L124 247L122 246L120 240L116 237H113L111 232L107 228L101 229V231L98 235L99 236L98 237V245H96V246L92 245V247H91L92 253H94L97 256L102 255L101 264H120L122 261H124V259L128 258V255H130V256H129V259H127V260H129L130 263L132 262L134 264H166V262L169 261L168 258L173 260L176 257V255L181 257L183 253L185 255H183V257H181L182 260H181L180 264H219V262L221 260L220 256H221V253L223 252V248H224L222 245L223 238H225L226 235L232 234L234 231L235 232L239 231L240 227H242L240 232H245L246 234H248V236L255 237L256 239L259 238V239H262L264 241V224H263L264 218L262 216H260V217H262L261 218L262 220L257 221V223L261 222V221L263 222V223L262 222L260 223V224H262V227H261L262 229H260V230H257V229H259V227L256 229V227L253 224H251L252 225L251 226L249 224L250 222L246 223V220H247V218H249L251 212H253V214L256 217L258 216V214L261 215L260 211H262V206L259 204V201L256 200V198H253L251 195H249L244 190H242L243 194L241 193L242 195H239L238 196L239 198L237 197L238 201L237 200L236 201L242 205L244 204L245 206L244 205L243 206L246 208H244L245 211L243 210V212H242L243 217L239 218V221L235 222L233 225V222H232V220H234L233 218H235L236 216L238 217L240 214L237 210H235L236 208H234V206L231 205V203H229L231 201V197L233 198V193L231 190L230 191L228 190V187H229L228 183L220 182L219 179L208 180L207 182L204 183V186H206L208 188V190H209V188H210V190H212L217 185L215 187L216 191H220V190L224 191L223 192L224 195H222L221 198L223 200L222 202L226 203V204L221 205L219 207L220 213H218L215 220L208 222L209 223L208 225H210V227H209L210 229L207 228L205 231L200 232L197 228L198 222H194V221H192L193 226L191 225L192 227H194V229L192 227H190L188 229V230H190V229L194 230V231L190 230V231L194 232V235H192L191 238H192V241L196 242L197 244H198L197 236H199V233H203L204 235L205 234L211 235L212 238L210 240L206 241L205 243H203L202 247H199V245H197L196 247L194 246V248H192V250L186 249L185 251H183L182 247L184 245L192 244V242L190 241L191 239L189 237H188L189 239L187 238L189 231L187 232V229H186V230H182V231L178 232L174 226V223L176 220L175 217L180 216V212H179L180 204H183V206L195 207L196 209L195 208H193V209L198 211L199 210L198 208L201 205L196 203V202L191 204L190 203L191 196H196V197L201 198V199L207 198V197H212L210 190H209V192L207 190V192H205L204 195H201L200 192L196 191L195 188H191V186H190L192 184L197 186L200 184V182H202V180H204L206 173H207L204 170V167L206 164L214 165L213 170H211V169L208 170V173L215 175V176H218V175L226 172L227 166L236 170L240 174V176L241 175L242 176L241 177L239 176L240 178L239 177L236 178V176H233L232 180H234L233 178H235L236 180L239 178V180L240 181L242 180L245 184L246 183H248V185L253 184L252 186L251 185H249V186L247 185V186L253 187L251 189L258 196L261 195L260 197L264 199V167H263L264 165H262V164H264V153H262V155H261V152H264V151H262L258 145L252 144L250 146L249 150H247L246 153L244 154L243 159L237 160L235 155H234L235 149H234V142H233L234 141L233 133H235L236 131L235 130L233 131L234 125H232V124H233L234 120H236L240 117L238 115H243L245 113V111H246V107H245L246 105ZM167 105L162 104V106H163L162 110H164L165 114H172L174 116H177L179 114L183 115V114L189 113L191 110H193L192 108L195 107V106H193L192 99L188 98L187 96L184 97L183 101H180L178 103L175 102V104L173 103L172 105L169 104L170 105V106L168 105L169 107ZM240 105H242V106H240ZM124 106H126V107H124ZM251 106H252V104H251ZM98 107H99V109H98ZM261 109H262V110H260L261 111L260 112V115H261L260 118L261 119L259 118V121H260L261 126L262 125L264 126V107ZM89 110H90V108H89ZM109 111H111V112H109ZM36 114H37V116H36ZM86 115L88 116L89 114H86ZM109 115L112 117L109 118L108 117ZM135 115L137 117H135ZM237 116H238V118H237ZM5 117L6 118L9 117V115L5 114ZM109 119H111V120L109 121ZM169 120L170 119H168V121ZM185 120H187V119H185ZM142 121H147L148 124L144 126L143 123H139ZM190 121H192L193 123H196L195 125L197 126V130H196L195 134H197V131L200 132V131H203L204 129H207L208 134H206V135H208V138L205 136V138H207V139L201 140V138H200L199 141L196 140V141L190 143L187 140L188 136L186 137V135H189V136H191V135L188 133L185 134L186 130L190 126ZM62 122H63V125H62ZM149 122H150V124H149ZM13 125H16V127L19 126L18 123L11 122L10 126H13ZM134 125L138 127V130H134L135 132L133 130H132L133 131L132 132L131 130L126 128V127H129L131 129V126L133 127ZM240 126L243 127L242 125H240ZM263 126H262V128H263ZM238 127H239V125H238ZM27 128L28 127L26 124V141H28L27 138L29 136V132H28ZM240 129L242 130L243 128H240ZM260 130L261 129H259V128H257V130L256 129H254V130L247 129L244 132H242L241 134L239 132V134L241 135V137L244 136V138H242L243 140L255 138L258 141H260L261 138L264 136V130L263 131L262 130L260 131ZM261 132H262L263 136L261 135ZM149 133H151V134L149 135ZM45 134H47V135H45ZM198 134L196 136L199 137ZM235 134H237V133H235ZM242 134H243V136H242ZM240 135L237 134V136H240ZM45 136H46V139H44ZM203 138H204V136H203ZM42 139L44 140L43 143H42ZM190 139H191V137H190ZM47 140H48V142L49 141L50 142L49 143L47 142V144H46L45 142ZM219 143H223V145L226 146V151H228V153H229V156H228L229 158H227V160L221 159V156H222L221 153L223 151L222 150L220 151V149L218 148ZM27 146H29V148ZM27 146H26V150H30V151L35 147V146L34 147L30 146L29 144H27ZM40 146H42V145H40ZM67 146H69V144H67ZM104 149H106V150H104ZM2 150H3V148H2ZM160 151L162 152V154L159 153ZM241 151H242V149L239 151L240 152L239 154L243 153ZM134 153H136V154H134ZM93 155H97L102 159L98 160L97 158H94ZM207 155L211 156L212 158L210 157V159H208L207 163L203 162V161H195V164H196L195 170H192L190 168V166H188L187 162L189 161L190 158H193L195 156H207ZM12 156H15V155H12ZM109 157H112L113 159H110ZM87 158H89V160ZM140 159H142V161ZM37 161H38L37 157H35V156L32 157L33 163H36ZM134 161H138L139 165L138 164L132 165V163ZM79 162L81 163V165H79L80 164ZM258 162H259V165L261 163L263 168L258 169L259 171L261 170L262 172L261 171L259 172L257 170V172H258L257 173L256 171H254L252 164L254 163V164L258 165ZM165 163L167 164V166L163 167ZM222 164L226 168L224 166L220 167V165H222ZM168 166H169V169H168ZM20 167H21V169H20ZM91 167H93L94 170L88 171L87 169L91 168ZM161 167L163 170L164 169L166 170L164 172L167 174L166 176L163 175V177H162V174H163L162 171L163 170L161 169ZM156 168L157 169L159 168L161 171L159 170L160 171L159 172L158 170H156ZM166 168L168 169V172H167ZM178 168H181L182 174H180V175L176 174V172H175ZM170 169L172 171L171 173H170ZM238 170H240V171H238ZM40 171H39V174H37L38 176L41 174ZM192 171L194 172V175L189 174ZM61 172H63V174H61ZM14 173H16V174H14ZM255 173L259 174V176L262 177L261 183H259L257 181V177H256ZM160 174H161V176H160ZM14 175H15V177H14ZM31 175H32V177H31ZM4 178H7V179H4ZM15 178H17L19 180L15 179ZM34 178H36V177H34ZM241 178H243V179H241ZM26 179H30V180L28 181ZM36 179H38V178H36ZM6 180H8V182H6ZM236 180H235V182H236ZM127 184H129V185H127ZM235 184L240 186L238 184V180ZM50 185H52V186H50ZM223 187H227V188H223ZM48 188L50 190H48ZM222 188L226 189L228 191L223 190ZM46 189L48 190L47 192H46ZM7 193H9L7 196H9L11 194L10 198L6 197ZM45 193H47V194H45ZM245 193L248 195H246ZM46 195L49 196L50 198H53L48 203H45L43 201V199H44L43 197ZM55 198L57 200H61V202H60L61 204L57 200H55ZM221 198H220V200H221ZM2 199H1V202H2ZM201 202H203V201H201ZM217 202L218 201L214 199V202L211 203L209 206H205V207L203 206L202 208L200 207L199 212L202 209H204V211L202 210L201 212H205V211L208 212V211L214 210L216 208V206L218 205ZM31 204H33L34 206L35 205L45 206V204L46 205L48 204L49 210L47 209L48 211L46 210L43 212V214L41 213L37 216H34V212H33V216H32V215L28 214L29 212L30 213L32 212L31 210L28 209L29 212H27V207L30 208L32 206ZM54 212L56 213V215L57 214L59 215L56 217H59V218L62 217V219L60 220V221H62L61 225H59V222L57 223V221H59V219L57 221L55 219H52V213H54ZM115 212L116 211H114V213ZM257 212H260V213H257ZM220 214H222V216ZM65 215H67V216H65ZM68 215L69 216L71 215L70 221H68V217H69ZM102 215L110 223H112V224L116 223L114 218L112 219L110 216L106 215L105 213H102ZM128 215H130V218L133 217L132 221L129 220L130 218L129 219L126 218V216H128ZM131 215H132V217H131ZM10 216H11V220L13 221V223L9 222ZM15 217H16V219H15ZM30 217H33V218L30 219ZM17 218L22 219V222L23 221H25V222L24 223L19 222L21 224H18ZM43 218L49 219L47 228L55 236L54 239L56 238V246L54 245L55 248H53L54 246L51 247V244L46 242L44 240V237H42V239H41V236L44 235L42 233V229H41L42 226L44 227V225L42 224V221H41ZM257 218L259 219V217H257ZM23 219H25V220H23ZM27 219H29L30 222L26 221ZM32 219H34V220L31 221ZM224 220H227L228 225L226 224L227 223L226 222L225 223L226 226H225V224L223 222ZM230 221L232 222L233 226L229 225ZM26 222H27V225H31V229H32L28 232H26L27 230L25 228ZM28 222L30 224H28ZM222 223H223L224 227L223 226H221V227H223V228L220 227V225ZM240 225H245L246 228H243V226H240ZM195 227L197 228L198 232L195 229ZM4 230L7 232L8 236ZM57 231H59L65 235V237L67 239L66 242L68 241V244L67 243L65 244V243L61 242V240L57 239V236H56ZM195 231H196V233H195ZM262 231H263V234H262ZM193 232H191V233H193ZM44 233H45V230H44ZM195 234H198V235H195ZM256 235H257V237L258 236L259 237L257 238ZM261 235H262V237H260ZM194 239H196L197 241ZM240 240L241 239H239V238H233L232 240H230L226 244L227 245L226 247H228V248L239 247V245H241V244L244 246L245 244H243V242H241ZM196 243H195V245H196ZM48 244H50V245H48ZM249 244L250 245L249 246L246 245V247L249 248V250L251 249L252 252H253V250L257 251L256 253H258L260 256L258 261L254 262V264H264V249L260 248V246L257 244L256 245L259 246V248H257L254 243L252 244L250 242ZM69 245H70V247H69ZM192 245H194V244H192ZM209 248H215V251L211 254H208L207 256H203V257L200 256L201 251L204 252V249H209ZM255 248H257V249H255ZM105 250H108L112 253L120 252V253H122L123 258H121L120 260L116 259L113 262H111V260L105 255V252H104ZM123 251H124V253H123ZM54 253L55 254L58 253L59 255L56 256V255H54ZM194 255H195V257H194ZM125 256H127V257L125 258ZM227 257L231 261L236 262V264H240L239 260L241 259V257L244 260H248L247 255H245L244 252H242V251H240L239 253L229 251L227 253ZM144 258H149V260L142 262V260ZM13 259L14 258H12V260ZM19 259L20 258L18 257V260ZM12 260L9 262H6L5 264H13V263L16 264L17 263L16 259H14L15 261L13 260V262H12ZM248 263L251 264L250 262H248ZM248 263H246V264H248Z\"/></svg>","mask_w":264,"mask_h":264},{"label":"flooded vegetation","instance_id":"af4514ba","mask_svg":"<svg viewBox=\"0 0 264 264\" xmlns=\"http://www.w3.org/2000/svg\"><path fill=\"white\" fill-rule=\"evenodd\" d=\"M137 10H139L141 12V15L133 16L134 18L131 19L130 25H132L133 27H135L136 25H140L142 27L143 24H145V25L150 24L149 23L150 22L149 18L151 16L150 8H146L144 10L141 8V9H137ZM162 23H164V22H162ZM166 23H168V22H166ZM152 30H153V32L151 33V36H141L140 41H141V43L149 45L150 46L149 48L158 49L159 46H161L164 42V39L161 35V30H162L161 24L156 23L155 27ZM58 102L62 104L63 100L61 98H59ZM11 137H14V138H11ZM11 139L15 140L16 137L15 136H3V140L6 142V144H8L9 142L11 143ZM104 150H106V149H104ZM93 157L97 158L98 160L102 159L97 155H93ZM87 159L89 160V158H87ZM138 163H139L138 161H134L132 163V165H136ZM87 170L92 171V170H94V168L91 167V168H88Z\"/></svg>","mask_w":264,"mask_h":264},{"label":"crops","instance_id":"0c3cea01","mask_svg":"<svg viewBox=\"0 0 264 264\" xmlns=\"http://www.w3.org/2000/svg\"><path fill=\"white\" fill-rule=\"evenodd\" d=\"M149 49H151V51H152L153 53H155L156 50H157V49H153V48H149Z\"/></svg>","mask_w":264,"mask_h":264},{"label":"snow or ice","instance_id":"6c2138e0","mask_svg":"<svg viewBox=\"0 0 264 264\" xmlns=\"http://www.w3.org/2000/svg\"><path fill=\"white\" fill-rule=\"evenodd\" d=\"M262 247H264V242H262Z\"/></svg>","mask_w":264,"mask_h":264}]
</instances>
